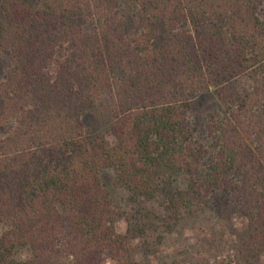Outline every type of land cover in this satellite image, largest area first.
I'll use <instances>...</instances> for the list:
<instances>
[{
	"label": "trees",
	"instance_id": "1",
	"mask_svg": "<svg viewBox=\"0 0 264 264\" xmlns=\"http://www.w3.org/2000/svg\"><path fill=\"white\" fill-rule=\"evenodd\" d=\"M0 52V264H140V200L157 195L174 215L246 218L257 264L264 0H0ZM103 99L113 143L84 124ZM105 169L138 204L123 233Z\"/></svg>",
	"mask_w": 264,
	"mask_h": 264
},
{
	"label": "rangeland",
	"instance_id": "2",
	"mask_svg": "<svg viewBox=\"0 0 264 264\" xmlns=\"http://www.w3.org/2000/svg\"><path fill=\"white\" fill-rule=\"evenodd\" d=\"M9 64V53L0 52V79L3 78ZM254 80L248 75L237 79L235 86L250 90ZM213 95L203 100L206 108H219V101L213 102ZM109 99H103L84 118V124L90 135L103 134L109 142H114L109 132V115L104 105ZM111 169L102 172V181L112 204L119 213L114 221L117 233H123L127 222L133 223V214L138 204L127 199L128 191L114 183ZM150 210V216L143 218L144 236L132 239L134 258L140 264H250L239 253L238 236L243 232L247 220L233 215L229 221L220 219L204 209L187 211L182 209L174 215L165 210L163 198L157 195L147 200L141 199L140 205ZM168 215L170 217H168ZM25 256V254H24ZM251 260V258H250ZM104 264H114L106 257ZM256 264V263H255ZM257 264H264V250H258Z\"/></svg>",
	"mask_w": 264,
	"mask_h": 264
}]
</instances>
